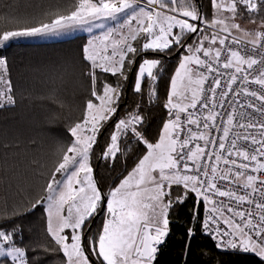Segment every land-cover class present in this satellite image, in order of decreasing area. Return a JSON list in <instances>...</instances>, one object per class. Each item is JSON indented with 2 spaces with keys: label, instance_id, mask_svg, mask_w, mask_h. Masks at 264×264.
Instances as JSON below:
<instances>
[{
  "label": "snow or ice",
  "instance_id": "obj_1",
  "mask_svg": "<svg viewBox=\"0 0 264 264\" xmlns=\"http://www.w3.org/2000/svg\"><path fill=\"white\" fill-rule=\"evenodd\" d=\"M50 8L0 28V50L20 38L87 32L66 69L86 82V95L78 115L64 117L38 195L0 206V264H40L41 249L59 264H160L189 199L183 264L197 235L213 242L201 252L207 264H224L214 253L264 264V0H65ZM11 68L0 52V109L18 103ZM129 89L140 98L133 106L124 103ZM152 106L162 112L154 134L145 116ZM121 157L123 171L105 186L94 161L114 168ZM37 211L42 244L18 223Z\"/></svg>",
  "mask_w": 264,
  "mask_h": 264
},
{
  "label": "trees",
  "instance_id": "obj_2",
  "mask_svg": "<svg viewBox=\"0 0 264 264\" xmlns=\"http://www.w3.org/2000/svg\"><path fill=\"white\" fill-rule=\"evenodd\" d=\"M65 0H0V28L15 19L40 18L42 13L51 10L50 6L63 4ZM206 2V0H205ZM8 20H5V17ZM87 40L84 35L75 36L55 42H12L7 49L0 50L10 58L12 80L16 89L18 103L9 109H0V206L7 200L9 205L28 202L38 195L43 177L40 172L50 168L55 156V142L62 139L65 126L64 117L78 115L77 107L81 98L86 95L87 84L78 74L66 69L78 49ZM177 57L166 61L170 70H174ZM161 83V91L164 89ZM131 89L124 97L127 106L139 101ZM146 99V98H145ZM64 107L61 109L60 104ZM58 119L52 120L54 115ZM147 127L154 134L160 124L162 112L157 106L145 110ZM45 133V143H40V134ZM37 140V145L31 141ZM7 145V146H5ZM39 163H33V161ZM96 168L101 183L110 185L113 179L123 171V157L115 167L104 166L103 162ZM129 165L132 157L128 159ZM41 165L43 167H41ZM194 199H189L174 217L172 232L167 246L160 256V264H183L180 256L185 247L187 221ZM202 213V208H201ZM100 218L97 217V223ZM24 229V236L31 241L45 243L44 222L39 211L18 221ZM213 249V242L204 235H197L191 243L188 264H207L202 251ZM224 264H254L252 257L222 255L214 253ZM40 264H59L56 253L48 254L40 250Z\"/></svg>",
  "mask_w": 264,
  "mask_h": 264
},
{
  "label": "rangeland",
  "instance_id": "obj_3",
  "mask_svg": "<svg viewBox=\"0 0 264 264\" xmlns=\"http://www.w3.org/2000/svg\"><path fill=\"white\" fill-rule=\"evenodd\" d=\"M81 35L86 36L87 39L89 38V34L87 32L82 31V30H77V31H73V32L68 33V34L55 36V37H48V38H20L19 40L15 41V42H32V43H36V42H55V41H61V40H64V39L72 38V37H75V36H81ZM46 253L52 254L51 252H46Z\"/></svg>",
  "mask_w": 264,
  "mask_h": 264
},
{
  "label": "built area",
  "instance_id": "obj_4",
  "mask_svg": "<svg viewBox=\"0 0 264 264\" xmlns=\"http://www.w3.org/2000/svg\"><path fill=\"white\" fill-rule=\"evenodd\" d=\"M202 208V207H201ZM202 212H203V209H202Z\"/></svg>",
  "mask_w": 264,
  "mask_h": 264
}]
</instances>
